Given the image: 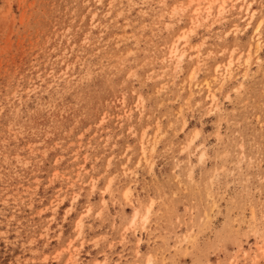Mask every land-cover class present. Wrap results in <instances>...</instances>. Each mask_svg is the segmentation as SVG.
<instances>
[{
  "label": "rangeland",
  "instance_id": "1",
  "mask_svg": "<svg viewBox=\"0 0 264 264\" xmlns=\"http://www.w3.org/2000/svg\"><path fill=\"white\" fill-rule=\"evenodd\" d=\"M0 264H264V0H0Z\"/></svg>",
  "mask_w": 264,
  "mask_h": 264
},
{
  "label": "bare ground",
  "instance_id": "2",
  "mask_svg": "<svg viewBox=\"0 0 264 264\" xmlns=\"http://www.w3.org/2000/svg\"><path fill=\"white\" fill-rule=\"evenodd\" d=\"M217 4V3H216ZM220 7V6H219ZM194 12H196V11H194ZM174 50V49H173Z\"/></svg>",
  "mask_w": 264,
  "mask_h": 264
}]
</instances>
